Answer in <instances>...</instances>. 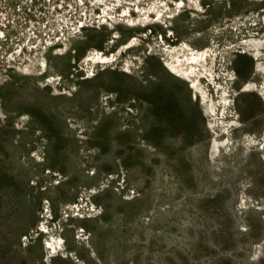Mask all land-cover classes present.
Here are the masks:
<instances>
[{
    "label": "rangeland",
    "instance_id": "1",
    "mask_svg": "<svg viewBox=\"0 0 264 264\" xmlns=\"http://www.w3.org/2000/svg\"><path fill=\"white\" fill-rule=\"evenodd\" d=\"M58 1L63 24L50 0H0V264H264V96L243 90L264 74L240 45L264 37V0L185 1L177 12L180 0H163L174 11L165 25L156 0ZM62 34L71 48L48 47L50 76L11 58ZM132 40L113 63L86 61ZM182 42L212 48L216 72L233 75L216 80L231 100L222 120L239 123L227 133L215 85L200 80L216 101L210 116L163 67V44ZM214 137L229 141L212 158ZM81 197L95 211L63 210ZM44 206L66 242L50 261L46 235H33Z\"/></svg>",
    "mask_w": 264,
    "mask_h": 264
},
{
    "label": "bare ground",
    "instance_id": "2",
    "mask_svg": "<svg viewBox=\"0 0 264 264\" xmlns=\"http://www.w3.org/2000/svg\"><path fill=\"white\" fill-rule=\"evenodd\" d=\"M52 1L53 0H50V6L54 12V15H55L54 17L58 19L59 24H63L62 21L66 20V17H65L66 14L65 15L61 14L62 13L61 11H63L66 7L63 5V3H58L59 2L58 0L56 2L57 4L52 3ZM120 1L121 0H115L116 3H120ZM185 1H188V4L190 7L195 8V6L197 5V2L200 0H180V2L177 1L175 4L176 12L185 8L187 4ZM156 4L161 7V10H159L158 12V17L162 20V22H164V25L168 24V19L173 17L174 11L172 12L163 0H156V2H154L152 7H154ZM67 8L69 7L67 6ZM59 9L61 13H59L58 11ZM7 17H5V19H7ZM5 19H3V21H5ZM30 23H31L30 25H33L31 27L34 29L36 24H34L32 20L30 21ZM39 25L41 26V24ZM63 30L64 29L62 28V31ZM75 30L77 29H70V32H69L70 35L75 34ZM65 36L66 35L62 34V37L59 39H55V41L54 40L50 41L49 40L50 38L47 39L46 42L40 41L38 39L36 43H39V44L35 43L36 47L35 46L33 47L30 45L29 46L30 52H27L25 54L21 53L23 44H20L18 48L14 51L11 58H16V60L21 61L23 63L21 70L26 74L34 75L36 77L50 76L48 75V72H49L48 61L44 57V55L48 53V47L55 46L58 44H61L62 46V48L58 51L60 55L68 53L71 47L68 42V38H66ZM240 45L243 46L245 53H252V56L258 62L255 68L256 72L258 74H264V53H263L264 52V37L247 38L243 40V42ZM136 46H137L136 40H132L129 43H127V45L119 49L117 54L115 53L113 55H107V56L101 53L100 51H92L86 57V61H90L91 64L94 66H99L100 64L102 65L110 64L116 61L115 59L120 53H123L128 48H134ZM162 51L164 52V55H163L164 56L163 58L164 66L163 67L177 79L189 82L191 84V87L194 90L195 94L200 95V97L202 98V101L205 103L206 112L208 113V115L210 114V116H213L216 112L215 111L216 101L214 97H211L209 95L206 89H203L200 80L202 78H206L208 82L215 85V89H217V91H220L219 92L220 97L218 98L220 106H221L219 120H221L222 122H219V124L222 125V128L224 129L226 133L229 131L230 127L234 128L236 126H239V123L237 120L233 119V120L226 121V122L222 120L224 119L226 114H228L229 108L231 107V100L229 98V91L224 85L225 83L223 84L218 83L216 82V80L221 75H225L228 81L233 80L232 78L233 75L229 72L219 75L216 72L215 68H216V55L217 54L214 53L212 48H205L202 50H198V49L191 47L189 44L185 42H182L180 45H176V46H171V45H168L167 43H164ZM16 53L17 55H19L18 58L16 57ZM5 78L0 76V85L3 84L4 81H6ZM55 81L57 80L54 77H51L49 79L50 83H53ZM243 90L245 92H254L255 90H259L261 94L264 96V82L261 88H259V86L256 83H247L244 85ZM27 121H28V117L23 116L20 120V123H22V125H25ZM209 128L214 130V124L212 121L209 123ZM228 141L229 140L227 138L224 140H218L216 137H214L210 143V148H209L211 157L214 158L217 152L220 151L221 148L223 147L225 148L228 145ZM249 143L255 144L256 141L249 140ZM262 149H264L263 146H262ZM56 176H59V175L56 174ZM63 210L66 211V213L72 212L74 217L79 218L80 214L83 211L85 212L95 211V206L89 203L88 199L81 197L75 203L66 204ZM52 218L53 217H52L49 206L47 207L44 206L43 211H42V220L39 222L37 226V232L35 231L33 233L34 237L38 236L39 234L46 235L44 245L47 251L48 261H50V258L57 256L60 252L64 254V257L66 256V253H67L66 252V242L64 241L62 236L60 237L51 231V228L49 226V221L52 220ZM78 233H82V234H79L80 235L79 239L81 240L87 239V238H81L86 233V230L83 227L79 228Z\"/></svg>",
    "mask_w": 264,
    "mask_h": 264
},
{
    "label": "flooded vegetation",
    "instance_id": "3",
    "mask_svg": "<svg viewBox=\"0 0 264 264\" xmlns=\"http://www.w3.org/2000/svg\"><path fill=\"white\" fill-rule=\"evenodd\" d=\"M253 70H254V68H253ZM254 72H255V70H254ZM255 76L258 77V79L255 81L256 83H260L261 81H263V77L258 76V75H256V74H255ZM261 103H262V106H263V101H261ZM263 107H264V106H263Z\"/></svg>",
    "mask_w": 264,
    "mask_h": 264
},
{
    "label": "water",
    "instance_id": "4",
    "mask_svg": "<svg viewBox=\"0 0 264 264\" xmlns=\"http://www.w3.org/2000/svg\"><path fill=\"white\" fill-rule=\"evenodd\" d=\"M243 89V88H242ZM241 92H242V90H241ZM195 99H197V98H195Z\"/></svg>",
    "mask_w": 264,
    "mask_h": 264
}]
</instances>
